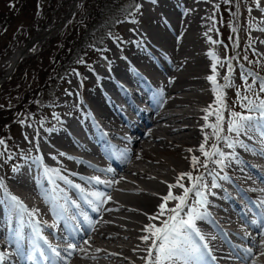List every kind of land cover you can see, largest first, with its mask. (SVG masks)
I'll use <instances>...</instances> for the list:
<instances>
[{
	"label": "bare ground",
	"instance_id": "1",
	"mask_svg": "<svg viewBox=\"0 0 264 264\" xmlns=\"http://www.w3.org/2000/svg\"><path fill=\"white\" fill-rule=\"evenodd\" d=\"M209 7V0H143L135 22L124 26L130 34L121 35L122 48H110V44L105 56L107 65L95 60L80 75L86 84L83 94L78 93L69 79L71 94H67L73 101L55 112L57 118L49 119L44 131L23 130L20 143L28 158L23 162L21 181L9 179L12 183L5 182L0 192L12 201L11 207L0 202V252L6 254L2 263L13 264L10 256L16 258L14 251L20 253L24 245H41L48 254L46 247L61 242L59 248L55 247L64 254L63 258L57 256L61 258L57 259L58 264H147L151 240L141 239L149 235L145 227L159 226L166 218L167 214L158 220L150 219L157 214L168 186L176 184L181 173H191L192 157L199 160L203 155L200 145L206 144L214 131L205 125L217 121L216 115L209 113L222 109L216 103L214 85L207 79L213 75L211 65L215 63L210 52L219 57L217 83L227 85L222 88L223 103L225 88L230 86L224 79L230 73L221 50L213 43L216 37L210 30L213 21ZM251 15L255 22L251 38L264 58V0H260L259 7L253 0ZM34 39L29 41L30 46ZM18 54L19 49L12 53L10 64L15 63ZM160 61L172 62L174 68L169 71ZM138 82L146 86V93L137 91ZM130 93L141 103L140 108L133 103ZM67 112H73L78 123L70 122ZM243 114L252 115L253 120L239 133L230 131L223 136L227 140L220 139L218 148L225 156H210L201 174L199 185H206L201 190L207 199L201 211L206 215L196 225L205 240L200 241L192 234L201 251L188 264H264V243H261L264 241V117L256 111ZM110 138L118 144L111 145ZM229 143L233 147H228ZM116 157L121 158L118 166L112 162ZM109 167L113 169L111 172L107 171ZM46 168L59 169L60 175L72 184L57 176L49 180ZM92 177H99L101 183ZM14 183L27 190L25 196H18ZM180 183L191 187L193 181L185 177ZM230 189L244 199L248 214H252L258 225L254 236L243 237L247 249H252L251 255L245 252L244 260L231 256L225 231L218 224L227 229L226 226L235 227L245 218L240 202L227 192ZM93 192L103 193L105 203L100 204L91 195ZM172 192L182 195L183 189L176 187ZM31 194L44 199L45 208L33 204L35 207L30 206L24 218L23 210L15 206L18 204L12 197L23 201ZM253 197L258 203L252 201L248 207ZM196 199L194 192L189 194V204H194ZM176 203L169 200L167 207L173 208ZM87 206L92 212L87 211ZM33 210L38 211L33 214ZM29 220L35 226L38 224L40 236L28 225ZM71 223L79 230L75 240L66 242L57 231L72 228ZM232 232L229 230L231 235ZM41 237H46L47 243ZM69 243L77 247L68 249ZM28 257L35 264V249ZM175 264L184 261L176 260Z\"/></svg>",
	"mask_w": 264,
	"mask_h": 264
},
{
	"label": "rangeland",
	"instance_id": "2",
	"mask_svg": "<svg viewBox=\"0 0 264 264\" xmlns=\"http://www.w3.org/2000/svg\"><path fill=\"white\" fill-rule=\"evenodd\" d=\"M3 1L4 0H0V8L4 6ZM27 1H28V4L32 2V0H27ZM81 1L83 0H76L75 9L72 11L68 20L60 27L59 30H56L50 36H48L44 40H41L38 44L34 43L30 47H28L23 53L25 57H22L16 63L15 66H17L18 63L23 59H30V57L37 52L39 47H41L42 43H44L49 38L53 37L55 34L62 32L63 29L71 23V21H69L71 17L77 16V9ZM139 1L140 3L138 2V4L140 5V8L136 10L132 19L120 20L114 27L115 33L112 35L106 34L103 37L102 49H101L102 53L97 54V52L95 51L87 52V54L85 55L83 59H80L78 62L72 64L66 70L65 74L63 75L62 79L60 80L59 84L57 85L55 89L54 102L51 106H47V107L40 109L38 113L31 114L27 118L22 120L23 123L19 121L12 126V128L9 131V136H10L9 142L11 144L10 152L5 150L4 143L0 144V181H2L3 185L5 184V182L7 185L12 183L9 180H7L9 172L13 170V165L18 162L20 157H23L24 155H26V153L24 152V148L22 144L20 143L21 137L23 136L22 135L23 130L28 131L30 129L35 128L37 131L41 132V130H43L44 127L48 125L49 119L57 118L56 116L57 114H55V112L59 111L60 108L62 109L64 105L67 104L68 101L69 102L73 101L72 96L69 97V94H71V91H68L69 87H71L70 83L68 82L69 79H72V84L74 88L78 91V93L83 94V92L86 89L85 88L86 84H84V82L80 78V75L86 70H88L87 68L91 64H93L95 60H98L105 66L107 65L105 61V56H107V53H108L107 48L110 44H111L110 48H112V46L113 47L115 46L117 49L122 48L121 40L123 37L121 35H123V33L128 34V35L130 34V32H126V30H124V26L131 24V22L134 19H136L139 16L140 12L142 11V1L143 0H139ZM92 2L93 0L90 1L91 4ZM64 3H65L64 0H52L53 8L47 9L46 8L47 0H37L36 8L33 12L32 10L26 12L23 9L22 12H20L16 17H14L12 21L9 23V25H7L2 30V34L0 38V50L4 54L6 53L8 56L6 55L3 58V60L0 61V79L1 80H2V76L8 71L9 64H10L9 57L12 55V53H14L18 49L24 48L27 42L30 41L33 37L40 38L41 34L46 32L48 29L50 28L56 29V27L62 21L64 14L67 10V6L70 3V1H67L66 5H63ZM119 3L122 7L128 8L130 6L129 0H122V2H120L119 0ZM209 5L211 7V8L209 7V15L211 18V22L212 21L214 22V23L213 22L211 23V25H213L210 28L211 31L213 30L211 33L213 34L214 38L216 37L215 41H217L216 43L218 44V47L221 50V55L223 57L225 67L229 68V63H230V66L232 69L230 73V81H229L230 86L229 88L226 87L227 89L225 88V101L222 104V109H221L224 121L222 120L221 122L222 131L220 135H222L221 137H223L227 133L230 132L228 129L226 131L225 130L226 128L224 126H226L229 123V121L233 119V117L231 116V113L236 112V111L240 113H247V109L241 106V97L248 96L250 99H255L256 95L258 94L260 98L264 99V92H260L259 90L260 78H264V58L257 51L256 46L253 43L252 38H251L250 31H252V27L255 24L254 19L251 15V7L253 6V0H228L226 7L223 8L221 12H219L216 0H209ZM26 7L29 8V5L28 6L26 5ZM41 11H43L42 14H40ZM227 18L230 22V28H228L227 26ZM221 19L224 21V23L221 22ZM42 21L43 22L46 21V22L42 28L41 27L38 28V26L42 23ZM137 25H140V24L137 23ZM233 29H235V31H233ZM24 34L30 35L28 39L26 40V42L22 46L13 49V44L17 42L19 39H21V37L24 36ZM228 36H231L232 41L230 42V44L228 43L227 45L225 44V42L227 41L226 38ZM119 55L125 57V55L122 53ZM47 56L48 55L45 56V53L43 54V57H42L43 60L41 62L42 68H45L48 64ZM35 62L36 61L30 62L25 66L26 71H24L21 77L20 76L18 77V80L15 85V90L20 91L23 88L25 81H30L32 84H36L40 81L39 76L31 75L33 69L38 66V64ZM160 64L165 66L167 70L169 69V71H171V68H174V64L172 62L162 63L160 61ZM73 81L75 83H73ZM248 85H252L251 90L248 89ZM135 88L137 89L139 93H146V91L144 90L146 89V86L144 87V84L141 82H138ZM9 94L11 93H8L7 95ZM96 94L99 96L98 93ZM64 98H65V102H64ZM118 99L120 100V97ZM2 103H6L5 100H2ZM121 104L123 105L122 102ZM56 107L58 108L57 110H56ZM74 117H75V114L73 112H67V118L69 119V121L73 119ZM226 121L228 122L227 124H226ZM75 123H78L77 118L75 119ZM220 139L215 140L214 145L217 148H218ZM207 142L206 144L204 143L205 151L213 152V148L209 151V149L206 147ZM209 159H210V156L206 157V160H205L206 167L208 166ZM197 164L198 163H196V165L195 164L193 165L191 173L194 177L199 176L202 178L201 174L204 169L198 173L196 171ZM14 187L18 191L17 193L20 198L21 196L26 195L25 192L27 190L23 189L20 186V184L17 185V183H14ZM1 188L3 187H0V192L2 190ZM250 196L252 197V195ZM37 197L38 196H34L31 194V196L29 197L26 196L25 199L23 198V201L25 205L27 206V209L30 208V206L35 207L33 204H35L36 207H39L40 205H42L43 208H45L44 199L39 198V197L37 198ZM253 199L255 200L253 202L256 203L257 200L254 197ZM239 200L242 201L243 199L241 198ZM188 201H189V198H188ZM0 202L4 205V207L12 206V201L5 199L1 195H0ZM251 203H252V200L251 201L249 200L248 207H250ZM15 206L19 207L16 204ZM23 215H24V218H26L25 216H27L28 214L23 210ZM28 225L31 226L32 228H35V225L33 221L31 220L28 221ZM5 247H9L8 250L12 251L11 246L6 245ZM59 254L61 258L64 257V254L62 251H59ZM10 257L14 259L12 255ZM61 258H57V259L60 261Z\"/></svg>",
	"mask_w": 264,
	"mask_h": 264
},
{
	"label": "trees",
	"instance_id": "3",
	"mask_svg": "<svg viewBox=\"0 0 264 264\" xmlns=\"http://www.w3.org/2000/svg\"><path fill=\"white\" fill-rule=\"evenodd\" d=\"M90 1H81L77 9V16H72L69 20L71 23L62 32L42 43L30 59L21 60L8 79L0 84V140L4 141L6 151L10 152L11 149L9 131L12 126L29 115L38 113L40 109L51 106L54 102L55 89L66 70L72 64L83 59L87 52L101 50L103 37L106 34H114V27L120 20L131 19L138 4V0H129L130 6L126 8L120 5L119 0H93L92 4ZM3 2L4 6L0 8V38L2 30L23 9L26 12L35 10L37 0H32L29 4L27 0H4ZM64 2L63 5H66L67 0ZM216 2L219 12L227 5L226 0H216ZM26 5H29V8ZM46 8H53L52 0H47ZM42 13L43 11L40 12V14ZM45 22L42 21L38 28H42ZM221 22L224 23L222 19ZM227 26L230 28L228 18ZM29 36V34H24L13 44V49L22 46ZM226 40L225 44H230L231 36H228ZM44 53L45 56L48 55V64L42 68L41 62ZM6 55L0 50V61ZM34 61L38 66L33 69L31 75L39 76L40 81L36 84L25 81L20 91L15 90L18 77H21L26 71L25 66ZM8 93L11 94L7 95ZM2 100H5L6 103H2Z\"/></svg>",
	"mask_w": 264,
	"mask_h": 264
},
{
	"label": "snow or ice",
	"instance_id": "4",
	"mask_svg": "<svg viewBox=\"0 0 264 264\" xmlns=\"http://www.w3.org/2000/svg\"><path fill=\"white\" fill-rule=\"evenodd\" d=\"M152 2H155V0H152ZM228 2V0H226ZM257 7L260 6V0H256ZM137 10L140 8V5H136ZM135 22V20L133 21ZM264 30V29H262ZM235 31V29H233ZM211 40V37H209ZM217 41H213V43H216ZM209 55H211L213 63L211 65L213 75H210L207 77L209 81L212 82L214 85L213 91L216 93V103L219 105L223 104V93L222 88L227 86H221L216 81V67L217 63L219 62V57L215 54V52H210ZM106 59V58H105ZM229 73H231L232 69L229 63L228 68ZM225 81H230V76L226 75L224 77ZM252 85H248V89L251 90ZM259 90L260 92H264V78H260V84H259ZM241 106L248 110L249 113L258 111L260 116L264 117V99L260 98L257 94L255 99H250L248 96L241 97ZM211 107V106H210ZM205 112H208L209 109H205ZM209 114H215L217 117L216 123L213 124H207L206 127L212 128L213 135H215L217 138H222L227 140V137H221L220 133L222 131L221 128V122L223 120V116L221 111L218 109L215 113H209ZM231 116L233 119L229 121L228 123V130L231 132H237L239 133L241 129H243L247 122H250L253 120L252 115H245L240 112H232ZM204 120H208V115L204 116ZM23 123V121H21ZM51 131V129H49ZM4 141L0 140V144H3ZM228 147H233L231 143L228 144ZM191 151V150H189ZM200 151L204 154L205 157H209L212 155H219L220 157H224L225 153L222 152L219 148H217L215 145H213V152L205 151V146L202 143L200 145ZM60 155H66L65 153H60ZM56 157L54 156L53 159ZM70 159L72 157H69ZM193 164L197 163L198 158L193 156L192 157ZM218 164H222L223 160H216L215 161ZM45 171L47 173H50L48 176L49 180H52L53 176L59 177V179L65 181L67 184H72L71 180H68L65 176L60 175L59 169L56 168H46ZM107 171L111 172L112 169L108 168ZM187 177L189 180H192V186L186 187L183 183H180V180ZM90 179H93L96 181V183H101V180L99 177H92ZM201 180V177L196 176L193 177L192 173H181L180 176L177 178V183L169 185V191L167 195L163 196L161 198L162 202L158 205V212L156 215L150 217V219L158 220L161 216H164L167 214L166 218L163 219L159 226L155 224H148L145 227V231L149 233V235L142 236L141 239L144 241L151 240V244L149 245V248L147 249L148 257H147V264H175L176 260H183L184 264H188V261L191 258L196 257L200 253V246L192 239V234L194 233L197 237H199L200 241H204L205 237L200 233L199 229L197 228L196 221L203 219L206 215L205 212L201 211V209L206 205L207 199L205 193L201 190L202 187H206V185H199V181ZM54 183V180H53ZM0 187H3L2 181H0ZM76 188H80V185H74ZM179 187L183 189L182 195H174L172 192L173 188ZM83 191V189H81ZM195 194V197L197 198L195 200L194 204H189L188 198L189 194L193 193ZM92 196L96 197V199L99 201L100 204L105 203V200L103 199V193L101 192H93L91 193ZM12 199L17 202L19 207L27 211V206L23 204V201L19 199V197L13 196ZM108 199H111L108 197ZM169 200L177 201L175 207L168 208L167 202ZM185 209L187 211L185 212ZM97 211H99V207L96 208ZM35 211L33 210V214ZM181 213H184V215H181ZM255 223V221H254ZM35 231L38 236H40V228L38 224L35 226ZM45 240L47 243L46 237H41ZM87 243V241H85ZM261 243H264V241H261ZM51 250L59 255V252L55 247H52L49 245ZM77 247L76 244L69 243L67 245L68 249H75ZM204 248H207V244H204ZM249 255H251L252 249L246 250ZM71 255V252L68 253ZM154 257V258H153ZM6 259V254L3 252H0V261H3ZM255 264V262H253Z\"/></svg>",
	"mask_w": 264,
	"mask_h": 264
},
{
	"label": "water",
	"instance_id": "5",
	"mask_svg": "<svg viewBox=\"0 0 264 264\" xmlns=\"http://www.w3.org/2000/svg\"><path fill=\"white\" fill-rule=\"evenodd\" d=\"M73 8H74V0L71 1V3L69 4V6H68V8H67V10H66V12L64 14V17H63L62 21L59 23V25L56 27V29H54V28L48 29L46 32H44L41 35L40 38H35L34 41H33V43H37L38 44L41 40H44L51 33H53L56 30H58L68 20V18L71 15V11L73 10ZM28 45L30 46L29 42L27 43V45L24 48H22V49L19 50V54L16 56L15 63L9 65L8 71L2 76V80L5 79V78H7L11 74V72H12V70H13L16 62L18 61V59L19 58H22V57H25V55L23 53L29 47ZM2 80L0 79V82Z\"/></svg>",
	"mask_w": 264,
	"mask_h": 264
}]
</instances>
